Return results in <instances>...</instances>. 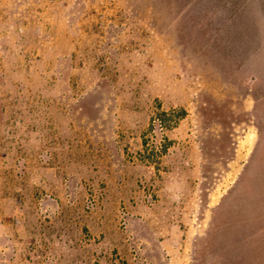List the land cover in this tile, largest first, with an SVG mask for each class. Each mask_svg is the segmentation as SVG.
<instances>
[{
    "label": "rangeland",
    "instance_id": "374dc122",
    "mask_svg": "<svg viewBox=\"0 0 264 264\" xmlns=\"http://www.w3.org/2000/svg\"><path fill=\"white\" fill-rule=\"evenodd\" d=\"M0 264H264V0H0Z\"/></svg>",
    "mask_w": 264,
    "mask_h": 264
},
{
    "label": "trees",
    "instance_id": "16d2710c",
    "mask_svg": "<svg viewBox=\"0 0 264 264\" xmlns=\"http://www.w3.org/2000/svg\"><path fill=\"white\" fill-rule=\"evenodd\" d=\"M181 114H183V113H181ZM159 117H160V118H158V119H160V120H162V121H165V120H167V118H168V117L165 116V113H162Z\"/></svg>",
    "mask_w": 264,
    "mask_h": 264
}]
</instances>
